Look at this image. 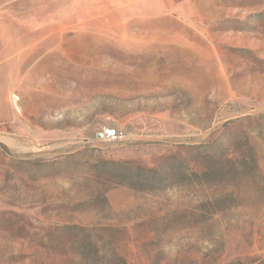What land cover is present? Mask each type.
I'll use <instances>...</instances> for the list:
<instances>
[{
	"label": "rangeland",
	"instance_id": "374dc122",
	"mask_svg": "<svg viewBox=\"0 0 264 264\" xmlns=\"http://www.w3.org/2000/svg\"><path fill=\"white\" fill-rule=\"evenodd\" d=\"M3 52L0 264H264V0H0Z\"/></svg>",
	"mask_w": 264,
	"mask_h": 264
},
{
	"label": "crops",
	"instance_id": "0c3cea01",
	"mask_svg": "<svg viewBox=\"0 0 264 264\" xmlns=\"http://www.w3.org/2000/svg\"><path fill=\"white\" fill-rule=\"evenodd\" d=\"M19 52L0 53V83H4L8 90H12L17 70L26 62Z\"/></svg>",
	"mask_w": 264,
	"mask_h": 264
},
{
	"label": "water",
	"instance_id": "95a60500",
	"mask_svg": "<svg viewBox=\"0 0 264 264\" xmlns=\"http://www.w3.org/2000/svg\"><path fill=\"white\" fill-rule=\"evenodd\" d=\"M100 138L102 137V135L99 136Z\"/></svg>",
	"mask_w": 264,
	"mask_h": 264
}]
</instances>
